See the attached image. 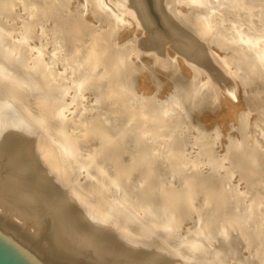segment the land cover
<instances>
[{
  "label": "rangeland",
  "instance_id": "374dc122",
  "mask_svg": "<svg viewBox=\"0 0 264 264\" xmlns=\"http://www.w3.org/2000/svg\"><path fill=\"white\" fill-rule=\"evenodd\" d=\"M140 1L136 2L138 5L140 2L143 11L133 0H98L99 6L95 0H0V13L7 12L6 16L0 15V25H2L0 33H3V37L0 34V65L6 77L3 79L0 75V105L4 106L7 101L11 102L10 115L8 114L11 119L5 127L11 128L13 123L19 120L25 122L14 124L11 133L14 134V138L18 137L21 143L26 145L24 147L26 157L27 155L29 157H27L28 161L30 159L37 161L39 166L46 168V171L50 169L51 171L48 172L52 174L51 177L60 176L57 179L62 182L61 186L81 197L98 215L99 213L108 215L110 222L117 225L111 228L113 232L123 227L128 234L137 236L148 246L167 250L168 256L176 257L179 264H264V44L259 50L256 49L257 47L252 49L257 43L260 44V41L264 43V0H163L164 4L161 5L157 4V0ZM261 1L262 5H258ZM26 6L36 13L40 9L42 15L37 18L38 20L33 21ZM162 7L165 8L162 10ZM50 9L53 10L50 11L52 14L49 12ZM97 11L101 12L100 17L97 16ZM164 12L169 15L177 28L180 27L185 33L188 32L195 43L202 47L207 55L210 69L203 67L200 69L192 58L187 55L182 56L177 48L178 38L169 32L171 30H168L164 22ZM62 15L70 17L61 20ZM147 17L149 19L144 21L147 25H144L141 19L145 20ZM56 21L58 24L61 22L66 28L63 33L59 30L56 33L51 31L57 29ZM86 21H89V24ZM71 25H74L72 26L74 29ZM156 25L158 28H155ZM157 35L161 40L169 41H161ZM74 37H78V42ZM156 41L158 42L152 43ZM90 42L92 43L89 44ZM71 46H77L75 47L77 53ZM254 51L257 54L260 51L261 56L259 55L258 58ZM99 55L106 56L108 63L104 58L99 60ZM115 57L119 60H115ZM224 57L231 59L227 60ZM104 61L107 67L103 65ZM110 65L111 68L116 67L117 80L102 77ZM166 68L168 74L170 72L169 75L167 71L165 72ZM99 72V75L102 74L98 75L100 78L97 76ZM222 75H226L224 79ZM148 80L152 81L149 83ZM225 81L232 84L234 96L231 99L242 104L241 107L246 105L245 109L248 106L252 108L248 118L254 117L257 111L258 122L261 123L262 120V124L258 123V127L255 124H252L255 128L247 125L246 130L243 131L247 134L243 135L244 137L241 136L243 132L231 128L232 120L226 117L227 114L223 111L219 98L213 96L215 91L217 95L219 94L218 97L224 92L219 88ZM118 88L124 90L122 92L125 96L120 98L122 103L120 100L118 101L120 103H116L114 97L106 98V95H109L108 89L118 90ZM142 88L145 91H142ZM143 92L145 95H140ZM97 98H100L99 101ZM170 99L172 101H169ZM176 101L186 104L175 107L173 105ZM139 102L142 103L141 106ZM144 102L146 104H143ZM188 103L192 105L196 103L194 106L197 107L191 108ZM144 105H148L149 109L153 106L152 109L158 111L156 113L159 118L163 116L160 113H164L165 108L169 106L174 107L175 111L170 112L167 122L163 123L160 131L157 123L152 124L153 118L145 115L141 110L145 108ZM201 106L203 110L199 109ZM92 108L94 112L96 109L98 114L94 113ZM194 115L196 117L200 115L201 118H196ZM124 116H127L129 122ZM211 116L215 117V121L219 119L218 122H215ZM203 118L208 123H204ZM142 121L144 124L141 123ZM221 126L227 128L229 134L223 138L222 143H218L219 140L215 139L216 131ZM203 127L208 130L207 135ZM212 128H215V132ZM257 132L260 133L262 140ZM233 134L238 136L235 137ZM249 135L250 137H247ZM133 140L134 142L137 140L136 143L139 145L132 143ZM200 142L205 143L200 144ZM140 143L143 145L140 146ZM134 146H138V149ZM160 147L166 152L176 151V157L160 156L157 151ZM14 148L15 145L8 147L7 151L14 152ZM201 148L207 151L203 149L201 152ZM208 148L211 151L209 153ZM135 149L139 151L136 152ZM27 150L32 152L29 151V154ZM203 152H207V155ZM212 156L214 161L209 159H213ZM113 157L117 158V161ZM219 158L223 160L219 161ZM251 159L257 161L258 166L252 165L246 171L245 168L254 163ZM224 160L225 162H222ZM115 161H119V164ZM215 161L221 162V165L223 163V166L216 167L213 165ZM231 161L237 168L234 165L229 166L233 164ZM224 164L228 166L225 167ZM228 167L229 170L226 169ZM174 171L178 176L173 174ZM97 179L99 181H96ZM118 226L120 228L117 229Z\"/></svg>",
  "mask_w": 264,
  "mask_h": 264
},
{
  "label": "bare ground",
  "instance_id": "6f19581e",
  "mask_svg": "<svg viewBox=\"0 0 264 264\" xmlns=\"http://www.w3.org/2000/svg\"><path fill=\"white\" fill-rule=\"evenodd\" d=\"M37 1V0H36ZM45 1V0H43ZM137 5L138 2H136L137 0H133ZM140 1V0H139ZM143 1V0H142ZM201 1V0H200ZM58 2V1H57ZM141 2V1H140ZM139 5L137 7H139V9L141 11H143V9L141 8L142 5ZM195 2V1H194ZM199 2V1H198ZM206 2V1H205ZM203 2V3H205ZM246 2V1H245ZM19 3V2H18ZM17 3V4H18ZM26 3V2H24ZM23 3V4H24ZM33 3V2H32ZM46 3V2H45ZM95 3L99 6L98 4V0H95ZM191 3V2H190ZM248 3V2H246ZM256 3V2H255ZM260 3H263L262 1L258 3V5H262ZM14 4V3H13ZM11 4L14 8V5ZM16 4V5H17ZM28 4V3H27ZM36 4V3H35ZM91 4V3H90ZM156 4V2H155ZM154 4V5H155ZM157 4L161 5L164 4L163 0H157ZM167 4V3H166ZM1 5V4H0ZM10 5V6H11ZM19 5V4H18ZM34 5V4H32ZM61 5V4H60ZM134 5V4H133ZM210 5V4H209ZM254 5V4H253ZM256 5V4H255ZM23 6V5H22ZM29 6V5H28ZM28 6H26L25 8H27ZM31 6V5H30ZM41 6V4L39 5ZM130 6V5H129ZM9 7V6H8ZM18 7V6H17ZM35 7V5H34ZM38 7V6H37ZM93 7V6H92ZM136 7V5H135ZM155 7V6H154ZM175 7V6H174ZM2 8V7H1ZM24 8V9H25ZM39 8V7H38ZM37 8V9H38ZM133 8V7H132ZM157 8L158 5H157ZM165 7H162V10ZM16 8H14L15 10ZM127 9V8H126ZM130 9V8H129ZM155 9V8H154ZM213 10V8H211ZM131 10V9H130ZM161 10V9H160ZM165 10V9H164ZM176 10V9H175ZM204 10V9H203ZM16 11V10H15ZM27 11V10H26ZM28 11L29 13L32 15V19L35 22V19H39V16L42 15V13L39 12L36 13L35 10L31 11V9L29 10L28 7ZM47 11V10H46ZM53 10L50 9L49 12ZM52 12H50V14H52ZM60 12V11H59ZM99 12V13H98ZM138 12V11H137ZM167 12V11H166ZM192 12V11H191ZM200 12V11H199ZM7 13V12H5ZM5 13H0V15H4ZM56 13V12H55ZM96 13V12H95ZM100 11H97V16L100 17ZM139 13V12H138ZM162 13V12H161ZM165 13V12H164ZM164 15V22L168 28V30L170 33L172 32V34L178 38V43H177V48L178 50L182 53V56L187 55V57L189 56L190 58H192L193 61L196 62V64L200 67L206 68L207 70L211 68L209 62L207 61V55L205 54L204 50H202V47H200L198 44L195 43V41L187 34L185 33L183 30H181V28L179 27V24L177 28V25L175 26V24L172 23L169 15L167 13H165ZM197 13V12H196ZM218 13V12H217ZM13 14V13H12ZM15 14V13H14ZM13 14V15H14ZM20 13H18L19 15ZM22 14V13H21ZM66 14V13H65ZM7 14H5L4 16H6ZM12 15V16H13ZM54 15V14H53ZM96 15V14H94ZM143 15V14H142ZM159 15V14H158ZM192 15V14H191ZM194 15V14H193ZM20 16V15H19ZM44 16V14H43ZM48 16V15H47ZM69 16V15H67ZM66 15H62L61 16V20L64 19L65 17H67ZM141 16V14H140ZM153 16V15H152ZM215 16V15H214ZM221 16V15H220ZM2 17V16H1ZM8 17V16H7ZM17 17V16H16ZM21 17V16H20ZM24 17V16H23ZM51 17V16H49ZM70 17V16H69ZM143 17V16H142ZM146 17V16H145ZM144 17V18H145ZM163 17V16H162ZM6 18V17H5ZM54 18V17H53ZM225 18V17H224ZM37 19V20H38ZM100 19V18H99ZM147 19H149L148 17L144 20L143 18L141 20H143L142 23H144V21H147ZM155 19V18H154ZM163 19V18H162ZM217 19L219 20V17H217ZM31 20V19H29ZM41 20L43 21V19L41 18ZM56 20V18H55ZM54 20V21H55ZM72 20V19H71ZM101 20V19H100ZM121 20V19H120ZM174 20V19H172ZM206 20V18H205ZM208 20V19H207ZM255 20V19H254ZM1 21V20H0ZM49 21H52L49 19ZM60 21V20H59ZM75 21V20H74ZM119 21V20H118ZM138 21V20H137ZM151 21V20H150ZM156 21V20H155ZM163 21V20H162ZM175 21V20H174ZM190 21V20H189ZM197 21V20H196ZM3 22V21H2ZM30 22V21H29ZM32 22V21H31ZM30 22V23H31ZM41 22V21H38ZM53 22V21H52ZM57 22V21H56ZM67 22V21H66ZM73 22V21H72ZM76 22V21H75ZM87 23L89 21H86ZM185 22V21H184ZM193 22V21H192ZM206 22V21H205ZM225 22V21H224ZM55 23V22H54ZM64 23V21H63ZM68 23V22H67ZM65 23V24H67ZM140 23V22H138ZM138 23H136L138 25ZM148 23V22H147ZM161 23V22H160ZM190 23V22H189ZM195 23V22H194ZM4 24V23H3ZM38 23H36L37 26ZM50 25V23H47ZM58 24V22H57ZM56 24V26H57ZM69 24V23H68ZM67 24V25H68ZM74 24V22H73ZM89 24V23H88ZM91 24V22H90ZM122 24V23H121ZM155 24V23H154ZM177 24V23H176ZM197 24V23H196ZM54 25V24H53ZM51 25V26H53ZM78 25V23L76 24ZM85 25V24H84ZM92 25V24H91ZM123 25V24H122ZM142 25V24H141ZM144 25H147L144 23ZM162 25V24H161ZM191 25V23H190ZM194 25V24H193ZM200 25V24H199ZM2 27V25H0ZM34 26V25H33ZM41 26V25H40ZM55 26V25H54ZM69 26V25H68ZM74 27V25H71V27ZM93 26V25H92ZM120 26V23H119ZM150 25H148L149 27ZM183 26V25H181ZM195 26V25H194ZM206 26V24H205ZM44 27V26H43ZM70 27V26H69ZM72 27V29H74ZM100 27V26H98ZM97 27V28H98ZM113 27V26H112ZM138 27V26H137ZM158 28V26L156 25L155 28ZM198 27V26H197ZM35 28V27H32ZM31 28V29H32ZM47 28V27H46ZM51 28V27H49ZM111 28V27H110ZM141 28V27H140ZM151 28V27H150ZM200 28V27H199ZM214 28V27H213ZM232 28V27H231ZM1 29V28H0ZM23 29V28H22ZM27 29V28H26ZM56 29V28H55ZM51 29V31H54L55 33L57 32V30H59V32H62L64 29L62 23L60 22L57 26L56 30ZM93 29V27H92ZM114 29V28H113ZM117 29V28H116ZM139 29V28H138ZM145 29V28H144ZM154 29V28H153ZM198 29V28H197ZM209 29H211L209 27ZM208 29V30H209ZM7 30V29H6ZM6 30H3L4 32ZM25 30V29H24ZM28 30V29H27ZM42 30V29H41ZM137 30V29H136ZM163 30V29H162ZM207 30V29H206ZM30 31V29H29ZM39 31V30H38ZM50 31V29L48 30ZM67 31V30H66ZM109 31V30H108ZM118 31V30H116ZM140 31V30H139ZM137 31V32H139ZM149 31V29H148ZM158 31V29H157ZM202 31V30H201ZM1 32V31H0ZM18 32V31H17ZM28 32V31H27ZM31 32V31H30ZM58 32V34H59ZM111 32V31H110ZM109 32V33H110ZM153 32V31H152ZM151 32V33H152ZM155 32V30H154ZM207 32V31H206ZM209 32V31H208ZM259 32V31H257ZM51 33V32H49ZM55 33H51L54 36L56 35ZM63 33V32H62ZM67 33V32H66ZM157 33V32H156ZM198 33V32H197ZM200 33V32H199ZM1 34V33H0ZM3 34V33H2ZM1 34V35H2ZM7 34V33H5ZM35 34V33H34ZM153 34V33H152ZM161 34V33H160ZM167 34V33H166ZM202 34V33H201ZM252 34V33H251ZM0 35V36H1ZM31 35V34H30ZM50 35V34H49ZM60 35V34H59ZM118 35V34H117ZM151 35V34H150ZM149 35V36H150ZM159 35V34H158ZM157 35V37H158ZM261 35V34H260ZM74 36V35H72ZM72 36L70 37L72 39ZM103 36V35H102ZM105 36V35H104ZM113 36V35H112ZM110 36V37H112ZM164 36V35H163ZM248 36V35H247ZM254 36V35H253ZM3 37V35H2ZM1 37V38H2ZM27 37V36H26ZM25 37V38H26ZM59 37V36H58ZM57 37V38H58ZM69 37V36H68ZM115 37V36H114ZM113 37V39H114ZM207 37V36H206ZM249 37V36H248ZM252 37V36H251ZM255 37V36H254ZM13 38V37H12ZM64 38V37H63ZM75 38V37H74ZM73 38V39H74ZM106 38V37H105ZM150 39V37H148ZM147 38V39H148ZM159 39L161 37H158ZM258 38V37H257ZM16 39V38H15ZM28 39V38H27ZM51 39V38H50ZM65 39V38H64ZM78 37L75 38V40L77 41ZM99 39V38H98ZM103 39V37L101 38ZM112 39V40H113ZM154 39V38H153ZM2 40V39H1ZM156 40V39H154ZM153 40V41H154ZM161 40V39H160ZM250 40V39H249ZM257 40V39H256ZM261 40V39H260ZM258 40V41H260ZM15 41V40H14ZM34 41V40H33ZM55 41V40H53ZM68 41V40H67ZM85 41V40H84ZM96 41V40H95ZM100 41V40H99ZM98 41V42H99ZM150 41V40H149ZM148 41V43H149ZM152 41V40H151ZM164 41V40H161ZM169 41V40H167ZM166 39L164 42H167ZM253 41V40H252ZM41 42V41H40ZM51 42V41H50ZM73 42V41H72ZM78 42V41H77ZM113 42V41H112ZM156 42H152V43H157ZM171 42V41H170ZM234 42V41H233ZM256 42V41H255ZM254 42V43H255ZM55 43V42H54ZM92 42H90L89 44H91ZM101 43V42H99ZM249 43V42H248ZM25 44V43H24ZM74 44V43H72ZM94 44V43H93ZM104 44V43H103ZM110 44V43H109ZM108 44V45H109ZM263 41H260V44L257 43L256 46H254L252 49H255V47H257L256 49L259 50L260 48H262L263 45ZM75 45H77L75 43ZM97 45V44H96ZM105 45V44H104ZM174 45V44H173ZM204 45V44H203ZM206 45V44H205ZM250 45V44H249ZM20 46V45H19ZM103 46V45H101ZM114 46V45H112ZM164 46V45H163ZM176 46V44H175ZM243 46V45H242ZM43 46H41L42 48ZM73 47L74 51H75V47L77 48V46H71ZM100 47V44H99ZM161 47V46H160ZM173 47V46H172ZM239 47V46H238ZM79 48V47H78ZM101 48V47H100ZM104 48V46H103ZM102 48V51H103ZM141 48V47H140ZM148 48V47H147ZM145 48V49H147ZM155 48V47H154ZM230 48V47H229ZM234 48V47H233ZM250 48V47H249ZM82 49V48H81ZM99 49V48H98ZM105 49H109V48H105ZM160 49V48H159ZM164 49V48H163ZM236 49V46H235ZM238 49V48H237ZM241 49V48H240ZM21 50V49H20ZM84 53H85V49ZM82 50V51H83ZM176 50V49H175ZM26 51V50H25ZM101 51V50H100ZM98 51V52H100ZM101 51V52H102ZM108 51V50H107ZM111 51V50H109ZM253 51V50H252ZM22 52V51H21ZM76 52V51H75ZM79 52V51H78ZM100 52V54H101ZM106 52V51H105ZM103 52V53H105ZM243 52V51H242ZM251 52V50H250ZM6 53V52H5ZM77 53V52H76ZM83 53V54H84ZM109 53V52H108ZM159 53V52H158ZM178 53V52H177ZM255 53V51H254ZM259 54H257V52L255 53V55L258 57L261 53L260 51L258 52ZM79 54V53H78ZM89 54V53H88ZM248 54V53H247ZM82 55V53H81ZM106 55L108 56V54L106 53ZM155 55V54H154ZM249 56H251L250 54H248ZM253 55V53H252ZM7 56V55H6ZM22 56V55H21ZM78 56V55H77ZM95 56V55H94ZM100 56V55H99ZM151 56V55H150ZM261 56V55H260ZM259 56V57H260ZM53 57V56H52ZM63 57V56H62ZM106 57V56H105ZM104 57V55H101L99 58V60L101 58H104V60H106ZM111 57V55H110ZM186 57V59H188ZM221 57V56H220ZM256 57V58H257ZM258 57V58H259ZM81 58V57H80ZM87 58V57H86ZM112 58V57H111ZM114 58V57H113ZM181 58V57H180ZM184 58V57H183ZM225 58V57H224ZM223 58V59H224ZM230 58V57H229ZM228 58V59H229ZM262 58V57H261ZM17 59V58H16ZM19 59V58H18ZM82 59V58H81ZM84 59V57H83ZM118 58L115 57V60H117ZM227 59V58H225ZM227 59V60H228ZM231 59V58H230ZM111 60V59H110ZM119 60V59H118ZM122 60V59H121ZM184 60V59H183ZM191 60V59H190ZM212 60V59H211ZM260 60V59H259ZM22 61V60H21ZM51 61V60H50ZM97 61V60H96ZM103 62V60H101ZM107 61V60H106ZM114 61V60H113ZM232 61V60H230ZM92 62V61H91ZM112 62V60H111ZM117 62V61H116ZM120 62V61H118ZM125 62V61H124ZM264 62V59H263ZM3 63V62H2ZM89 63V62H88ZM106 62L104 61L103 65ZM108 63V61H107ZM121 63V62H120ZM119 63V64H120ZM102 63H100L101 65ZM113 64V62H112ZM177 64V63H176ZM182 64V63H181ZM3 65V64H2ZM7 65V64H4ZM19 65V64H18ZM28 65V64H27ZM99 65V66H100ZM106 65V64H105ZM116 67L119 69V66L117 64H115ZM157 65V64H156ZM185 65V64H184ZM191 65H193L191 63ZM60 66V65H59ZM102 66V65H101ZM108 65H106L107 67ZM105 67V68H106ZM115 67V68H116ZM192 67V66H191ZM223 67V66H222ZM28 68V67H27ZM30 68V67H29ZM72 68V67H71ZM109 68V67H108ZM115 68H110L107 70L106 68V72H104L103 76H106V79H114L116 78L115 75L117 73H115L116 69ZM122 68V67H121ZM159 68V67H158ZM231 68V67H230ZM6 69V68H5ZM34 69V68H33ZM101 69V68H100ZM154 69V68H153ZM167 70H165V72L167 71V75L168 74V68H166ZM185 69V68H183ZM201 69V68H200ZM98 70V69H97ZM102 70V69H101ZM100 70V71H101ZM104 70V69H103ZM102 70V71H103ZM156 70V68L154 69ZM171 70V69H170ZM187 70V68L185 69ZM193 70V69H192ZM206 70V71H207ZM230 70V69H229ZM232 70V69H231ZM27 71V70H26ZM118 71V70H117ZM120 71V70H119ZM137 71V69H136ZM161 71V70H160ZM173 71V70H172ZM181 71H184L181 69ZM205 71V72H206ZM226 71V70H225ZM34 72V71H33ZM97 72V71H96ZM164 72V71H163ZM193 72V71H192ZM195 72V71H194ZM27 73V72H25ZM80 73V72H79ZM103 73V72H101ZM146 73V72H145ZM154 73H156L154 71ZM159 73V72H158ZM172 73V72H171ZM175 73V72H174ZM177 73V72H176ZM217 73V71H216ZM219 73H221L219 71ZM230 73V72H229ZM4 73L2 72V67L0 65V75L4 78H6L4 75ZM34 74V73H33ZM100 74V72L97 74V76ZM141 74V73H140ZM143 74V73H142ZM147 74V73H146ZM152 74V73H151ZM183 75V73H181ZM188 74V73H187ZM213 74V73H212ZM102 75V74H101ZM99 75V76H101ZM120 75V72L119 74ZM117 75V77H118ZM156 75V74H154ZM158 75V74H157ZM162 75V74H161ZM177 75V74H176ZM175 75V76H176ZM207 75V74H206ZM217 75H219L217 73ZM221 75V74H220ZM98 76V77H99ZM160 76V74L158 75ZM173 76V75H172ZM174 76V78H175ZM180 76V75H178ZM185 76V75H184ZM214 76V75H213ZM223 79L224 76L226 75H222ZM220 76V78L222 77ZM229 76V75H228ZM37 77V76H36ZM123 77V76H122ZM130 77V76H129ZM144 77V76H143ZM141 77V78H143ZM148 77V76H147ZM154 77V76H153ZM170 77V76H169ZM208 77V76H207ZM30 78V76H29ZM91 78V77H90ZM100 78V77H99ZM128 78V77H127ZM145 78V77H144ZM150 78V76H149ZM161 78V77H160ZM166 78V77H164ZM180 78V77H179ZM183 78V77H182ZM214 78V77H213ZM217 78V77H216ZM214 78V79H216ZM88 79V78H87ZM125 79V78H123ZM172 79V78H171ZM30 80H32V78H30ZM101 80V79H100ZM99 80V81H100ZM117 80V78L115 79ZM143 80V79H142ZM147 80V79H146ZM211 80V79H209ZM219 80V79H218ZM226 80V78H225ZM103 81V79H102ZM107 81V80H106ZM119 81V80H118ZM125 81V80H123ZM129 82H131L130 80H128ZM144 81V80H143ZM149 81V80H148ZM152 81V80H151ZM149 81V83L151 82ZM161 81V80H159ZM163 81V79H162ZM175 81V80H174ZM227 81V80H226ZM223 82L220 85V88L222 91V93H220V96L218 97L217 92L215 91L213 93L214 98H219L222 106H223V111L226 112L227 116L229 117L230 120H232V126L231 128H234V131L237 132H243L246 130L245 127H247V125H252L255 124L258 127V123L262 124V120L261 123L258 122V117H257V111H256V115H254V117H249L248 115L251 114L252 108L248 106L247 109H245L244 107H241L242 104H239L238 102H235L234 100L231 99L232 96H234V90L232 89V84H230L229 82ZM114 82V81H113ZM112 82V83H113ZM117 81H115L114 83H116ZM170 82V81H169ZM172 82V80H171ZM199 82V81H198ZM220 82V80H219ZM91 83V82H90ZM104 83V81H103ZM113 83V84H114ZM120 83V82H119ZM162 83V82H161ZM210 83V82H209ZM111 84V85H113ZM131 84V83H130ZM143 84V83H142ZM158 84V82L156 83ZM115 85V84H114ZM117 85V84H116ZM146 84L144 83V86ZM163 85V84H162ZM29 86V85H28ZM110 86V85H109ZM128 86V85H126ZM130 86V85H129ZM143 86V85H142ZM118 87V86H117ZM115 87V88H117ZM111 88V87H110ZM121 88V87H119ZM114 90V89H108L109 90V95H106L109 97H114L116 100L115 102L117 103L121 96L124 95V93L122 91L124 90ZM126 88V87H125ZM198 89V88H197ZM142 91L144 90V88L141 89ZM181 90V89H180ZM205 90V89H204ZM217 90V88L215 89ZM145 91V90H144ZM166 91V90H165ZM170 91V90H169ZM175 91V90H174ZM173 91V92H174ZM195 91V90H194ZM199 91V90H197ZM202 91V90H201ZM164 92V91H163ZM171 92V91H170ZM200 92V91H199ZM203 92V91H202ZM144 93V92H143ZM141 94L142 96L145 95ZM148 93V92H146ZM151 93V92H150ZM165 93V92H164ZM167 93V92H166ZM98 94V93H97ZM149 94V93H148ZM152 94V93H151ZM157 94V93H156ZM168 94V93H167ZM166 94V95H167ZM102 95V94H101ZM130 95V94H128ZM170 95V93H169ZM173 95V94H172ZM125 96V95H124ZM189 96V95H188ZM212 96V95H211ZM10 98V96H8ZM105 97V96H104ZM108 97V98H109ZM130 97V96H129ZM164 97V96H163ZM169 97V96H168ZM171 97V96H170ZM199 97V96H198ZM95 98V97H94ZM113 98V99H114ZM182 98V97H181ZM193 98V97H192ZM207 98V97H205ZM264 98V97H263ZM1 99V98H0ZM6 99V97H5ZM13 99V98H12ZM96 99V98H95ZM98 99V98H97ZM100 99V98H99ZM98 99V101H99ZM128 99V98H127ZM133 99V98H132ZM168 99V98H166ZM173 99V98H172ZM180 99V97H179ZM202 99V98H201ZM204 99V98H203ZM202 99V100H203ZM210 99V98H209ZM104 100V98H103ZM176 100V97H175ZM174 100V101H175ZM183 102V99H180ZM185 100V99H184ZM201 100V101H202ZM205 100V99H204ZM6 101V100H5ZM102 101V100H100ZM126 101V100H125ZM157 101V100H156ZM169 101H172L171 99ZM167 101V102H169ZM193 101V100H192ZM195 101V99H194ZM193 101V102H194ZM198 101V102H201ZM212 101V100H211ZM263 101V99H262ZM120 102L122 103V101L120 100ZM118 102V103H120ZM129 102V100H128ZM133 102V101H131ZM186 102V101H185ZM192 102V103H193ZM204 102V101H203ZM206 102V101H205ZM214 102V100H213ZM218 102V101H217ZM99 103V102H98ZM140 103V102H139ZM138 103V104H139ZM161 103V102H159ZM191 103V102H190ZM209 103V102H208ZM212 103V102H211ZM4 104V103H1ZM142 103H140L141 106ZM143 104H146L145 102ZM149 104V103H148ZM174 104V103H173ZM186 104V103H183ZM180 103V101H176L175 104L173 106L175 107H179L181 105H183ZM189 104V103H188ZM187 104V105H188ZM196 104V103H195ZM194 104V105H195ZM198 104V103H197ZM210 104V103H209ZM215 104V103H214ZM220 104V103H219ZM218 104V105H219ZM13 105V104H12ZM170 105V104H168ZM191 105L190 107L192 108H196L194 105ZM188 105V106H189ZM217 105V104H215ZM1 106V105H0ZM10 106H11V102H6L4 104V106H1L3 108L0 109V237L6 241L13 249H15L22 257H24L30 264H179L177 258L175 256V258H171L172 256L169 255L168 256V252L167 250L163 249V248H154V247H150L148 246L145 241L140 240L139 238H137V236L128 234L126 232V229L118 226V228H120L117 232H113L111 230V228H113L115 225H113L110 220L108 215L106 214H101L99 213V215L97 214V212L93 209H91V207H89V204L87 202H85L81 197L77 196L76 194H74L72 191H70V189L68 188H64L63 186H61L62 182L59 181L57 178L60 176H56L55 173L54 175L56 176V178L51 177L52 174H49V170L46 171V168H42V166H39V164L37 163V161H28V155L26 157V148L23 145V143H21V141L17 138H14V134H12V127L13 125H18L20 123H25L23 121H18V122H14L13 125L10 127H5V124H7L9 122V120L11 119L8 114L10 115ZM143 106V105H142ZM148 106V105H147ZM147 106L144 105L145 108L141 109L145 115H148L150 117L153 118L152 120V124H158V130H160V127H162L163 123H166V119L168 118L170 112L172 110H174L172 106H169L167 108H165L164 113H160L163 114V116H161L160 118L157 116L158 112L157 110L154 111V109H152V107L147 108ZM157 106V105H156ZM204 106V105H203ZM149 107V106H148ZM164 107V106H161ZM186 107V105L184 106ZM183 107V108H184ZM216 107V106H215ZM199 108V107H198ZM205 108V106H204ZM217 108V107H216ZM260 108V107H259ZM12 109V108H11ZM94 108H92L93 111ZM138 109V108H137ZM164 109V108H161ZM181 109V108H180ZM187 109V108H186ZM200 110H203V107L201 106V108H199ZM193 110V109H192ZM138 111V110H137ZM175 111V110H174ZM195 111V110H194ZM198 111V110H197ZM207 111V109L205 110V112ZM221 110H219L220 112ZM94 112V111H93ZM101 112V111H100ZM199 112V111H198ZM201 112V111H200ZM92 113V112H91ZM96 114H98L97 110L95 109ZM104 113V112H103ZM126 113V111L124 112ZM129 113V111L127 112ZM177 113V111H176ZM202 113V112H201ZM212 113V112H211ZM218 113V112H217ZM93 114V113H92ZM95 114V115H96ZM102 114V113H101ZM206 114V113H205ZM223 114V113H222ZM27 115V113H26ZM94 115V114H93ZM125 115V114H124ZM159 115V114H158ZM189 115V114H188ZM204 114H201V116ZM216 115V114H215ZM190 117L192 115H189ZM195 116V115H194ZM193 116V118H194ZM201 116L199 115L198 117L201 118ZM217 116V115H216ZM225 116V115H224ZM223 116V117H224ZM125 117V116H124ZM127 117V116H126ZM125 117V118H126ZM129 117V116H128ZM196 117V116H195ZM196 117V118H198ZM204 117H206L204 115ZM213 117L214 121H215V117ZM24 118V117H23ZM22 118V119H23ZM105 118V117H104ZM123 118V116L121 117ZM134 118V117H133ZM177 118V117H176ZM183 118V117H182ZM219 118V117H218ZM18 119V118H17ZM127 119V118H126ZM136 119V118H135ZM171 119V118H170ZM195 119V118H194ZM224 119V118H223ZM261 119V118H260ZM26 120V119H24ZM34 120V119H33ZM125 120V119H124ZM211 121L212 118H210ZM219 120V119H217ZM215 122H218V121ZM17 121V120H16ZM127 121L129 122V120L127 119ZM136 121V120H135ZM155 121V122H154ZM182 121V120H181ZM180 121V122H181ZM196 121V120H195ZM203 121H205V119L203 118ZM209 121V118L208 120ZM229 121V120H228ZM36 122V120H35ZM121 122V120H120ZM123 122V121H122ZM126 122V121H124ZM133 122V121H132ZM137 122V121H136ZM134 123L135 126L138 123ZM169 122V121H168ZM38 123V122H37ZM142 124L143 121L141 122ZM176 123V122H175ZM174 123V124H175ZM183 123V122H182ZM204 123H208V122H204ZM210 123V122H209ZM231 123V121H230ZM9 124V123H8ZM113 124V123H111ZM126 124V123H125ZM131 124V123H130ZM129 124V125H130ZM185 124V122H184ZM193 124V123H192ZM199 124V123H198ZM178 125V124H176ZM204 125V124H203ZM212 125V124H210ZM8 126V125H7ZM21 126V125H20ZM128 126V125H126ZM180 126V125H178ZM207 126V125H206ZM214 126V125H213ZM212 126V127H213ZM223 126V124H222ZM218 128L216 131V140L219 142L218 143H222V141L224 140L223 138L229 134V132H227V128ZM253 126V125H252ZM262 126V125H261ZM24 127V126H23ZM40 127V125H39ZM120 127V126H118ZM139 127V126H138ZM195 127V126H194ZM19 128V127H18ZM90 128V127H89ZM104 128V127H103ZM129 128V126H128ZM137 128V127H136ZM141 128V127H140ZM164 128V127H163ZM216 128V127H215ZM214 128V129H215ZM253 128H255L253 126ZM262 128V127H261ZM23 129V128H21ZM100 130L102 129V127L99 128ZM212 128V131L214 130ZM248 129V128H247ZM251 129V128H250ZM28 130V129H27ZM91 130V129H90ZM138 130V129H137ZM144 130V129H143ZM142 130V131H143ZM153 130V129H152ZM156 130V129H155ZM154 130V131H155ZM198 130V129H197ZM203 130L204 129L203 127ZM233 130V129H232ZM258 130H260L258 128ZM15 131V130H13ZM18 131V130H17ZM38 131V130H37ZM84 131V130H83ZM99 131V130H98ZM145 131V130H144ZM157 131V130H156ZM161 131V130H160ZM176 131V130H175ZM199 131V130H198ZM207 131H205L206 135H207ZM229 131V130H228ZM234 131H231V133H233ZM249 132V130H247ZM246 131V132H247ZM28 132V131H27ZM102 132V130H101ZM133 132H135V130H133ZM137 132V131H136ZM149 132V131H148ZM159 132V131H158ZM203 132V131H202ZM211 132V129L210 131ZM209 132H208V136H209ZM215 132V130H214ZM29 133V132H28ZM147 133V132H146ZM171 133V132H170ZM227 133V134H226ZM245 133V132H243ZM241 136H245L247 135L246 133L243 134ZM250 133V132H249ZM259 133V132H257ZM263 133V132H262ZM24 134V133H23ZM87 134V133H86ZM101 134V133H100ZM106 134V133H105ZM104 134V135H105ZM139 134V133H137ZM149 134V133H148ZM169 134V133H168ZM251 134V133H250ZM22 135V134H21ZM79 135V134H78ZM174 135V134H173ZM212 135H214V133H212ZM232 135V134H231ZM235 136V134H233ZM258 135V134H257ZM80 136V135H79ZM138 136V135H137ZM144 136V135H142ZM157 136V135H156ZM166 136V135H164ZM236 136H238L236 134ZM235 136V137H236ZM243 136V137H244ZM260 133H259V135ZM73 137V136H72ZM103 137V136H102ZM134 137V136H133ZM140 137V136H138ZM152 137V136H151ZM154 137V136H153ZM212 137V136H211ZM215 137V135H214ZM247 137H250L247 136ZM21 138V137H20ZM90 138V137H89ZM113 138V137H112ZM137 138V137H136ZM148 138V136H147ZM155 138V137H154ZM226 138V137H225ZM257 138V137H256ZM114 139V138H113ZM134 139V138H133ZM151 139V138H150ZM148 139V140H150ZM153 139V138H152ZM163 139V138H162ZM236 139V138H235ZM241 139V138H240ZM245 139V138H244ZM65 140V139H64ZM154 140V139H153ZM156 140V138H155ZM166 140V139H165ZM200 140V139H199ZM215 140V141H216ZM238 140V139H237ZM243 140V139H242ZM249 140V139H248ZM247 140V141H248ZM262 140V137H261ZM67 141V140H66ZM137 141V140H136ZM136 141L134 142V140L132 141V143H136ZM151 141V140H150ZM149 141V142H150ZM205 140H202V142ZM214 141V140H213ZM68 142V141H67ZM120 142V141H119ZM139 142V141H138ZM146 142V140H145ZM159 142V141H158ZM167 142V141H166ZM197 142V141H196ZM199 142V141H198ZM200 142V144L202 143ZM226 142V141H225ZM251 143V141H249ZM108 143H110V141H108ZM143 143H144V138H143ZM148 143V142H147ZM168 143V142H167ZM205 143V142H204ZM202 143V144H204ZM207 143V142H206ZM213 143V142H212ZM264 143V141H263ZM25 144V143H24ZM34 145V142L32 143ZM30 144V145H32ZM137 145H139V143H136ZM142 146L143 144L140 143ZM198 144V143H197ZM208 144V143H207ZM233 144V143H232ZM244 144V143H243ZM15 145V150L14 152H9L7 151L8 147L14 146ZM37 145V144H36ZM68 145V144H67ZM154 145V144H153ZM167 145V144H166ZM249 145V143H248ZM74 146V145H73ZM100 146V145H99ZM110 146V145H109ZM164 146V145H162ZM161 146V147H162ZM168 146V145H167ZM203 146V145H202ZM210 146V145H209ZM222 146V145H221ZM252 146V145H250ZM264 146V145H263ZM34 147V146H33ZM31 147V148H33ZM69 147V146H68ZM136 147V146H134ZM138 147V146H137ZM136 147V148H137ZM144 147V146H143ZM141 147V148H143ZM157 150L159 151V155L163 156V155H169L171 157H176L177 152L176 151H169L166 152L165 150L161 149ZM201 147V145H200ZM205 147V146H204ZM208 147V145H207ZM236 147V146H235ZM30 148V150H31ZM35 148V147H34ZM70 148V147H69ZM112 148V147H111ZM141 148H139V150H141ZM163 148V147H162ZM179 148V147H178ZM177 148V149H178ZM199 148V146H198ZM206 148V147H205ZM203 148V149H205ZM210 148V147H209ZM208 148V150H209ZM122 149V148H121ZM138 149V148H137ZM172 149V148H170ZM202 149V148H201ZM203 149L201 150V152L203 151ZM249 149V148H248ZM29 150V151H30ZM76 150V149H75ZM116 150V149H115ZM118 150V149H117ZM127 150V148H126ZM136 150V149H135ZM139 150H136L139 151ZM179 150V149H178ZM27 150V152H29ZM142 151V150H141ZM204 151H207V149H205ZM250 151V150H249ZM32 152V151H30ZM29 152V154H30ZM133 152V151H132ZM211 152L210 150L208 151V153ZM233 152V151H232ZM245 152V150H244ZM114 153V152H113ZM204 153V152H203ZM28 154V153H27ZM135 154V153H134ZM204 154L207 155V152H205ZM212 154V153H211ZM210 154V155H211ZM242 154V153H241ZM251 155V154H250ZM158 156V155H157ZM156 156V157H157ZM33 157V156H32ZM40 157V156H39ZM133 157V156H132ZM166 158H168V156H164ZM213 157V156H212ZM242 157V156H241ZM38 158V157H36ZM46 158V157H45ZM134 158V157H133ZM205 158V157H204ZM203 158V159H204ZM41 158H39L40 160ZM114 160L117 161V158L113 157ZM171 159V158H170ZM174 159V158H173ZM171 159V160H173ZM210 160L214 161V157L213 159L209 158ZM225 159V158H224ZM240 159V158H239ZM33 160V159H32ZM35 160V158H34ZM140 160V159H139ZM208 160V159H207ZM217 160V157H216ZM221 160H223V158H221ZM219 158V161H221ZM237 160V159H235ZM252 160V159H251ZM262 160V159H261ZM115 163H118L116 162ZM219 161H215L213 165H215L216 167L221 165V162ZM254 161V160H252ZM41 162V160L39 161ZM113 162V161H112ZM208 162V161H207ZM206 162V163H207ZM222 162H225L222 161ZM242 162V161H241ZM260 162V161H259ZM43 163V162H42ZM46 163V162H45ZM44 163V166H45ZM137 163V162H136ZM190 163V161H189ZM227 163V161H226ZM231 163H233L231 161ZM257 161H254V163L250 164L249 166H247L245 169L246 171L250 168V166H256ZM119 164V163H118ZM169 164V163H168ZM173 164V163H172ZM261 164V163H260ZM149 165V164H148ZM188 165V164H187ZM212 165V166H213ZM225 167L226 164H224ZM234 165L231 164L229 166ZM238 165V164H237ZM131 166V165H129ZM128 166V167H129ZM133 166V165H132ZM198 166V165H197ZM211 166V165H210ZM223 166V163L222 165ZM235 166V165H234ZM258 166V165H257ZM205 167V166H204ZM236 167V166H235ZM239 167H241L239 165ZM132 168V167H131ZM177 168V167H175ZM223 168V167H222ZM237 168V167H236ZM243 168V167H242ZM239 168V169H242ZM261 168V167H260ZM129 169V168H128ZM206 169H208L206 167ZM224 169V168H223ZM229 170V167L226 168ZM244 169V168H243ZM257 169V168H256ZM134 170V169H133ZM178 170V169H177ZM259 170V169H258ZM51 171V170H50ZM128 171V170H127ZM244 171V170H243ZM116 172H120V170H116ZM132 172V171H131ZM229 172V171H228ZM59 173V172H58ZM134 173V172H133ZM132 174V173H131ZM174 175H177L176 172L174 171L173 173ZM181 174V173H180ZM179 174V175H180ZM216 174V172L214 173ZM221 174V173H220ZM60 175V174H59ZM134 175V174H132ZM173 175V177H174ZM219 175V174H217ZM216 175V176H217ZM228 175V174H227ZM178 176V175H177ZM214 176V175H213ZM146 177V176H145ZM176 177V176H175ZM207 177V176H206ZM224 177V176H223ZM250 177V176H249ZM252 177V176H251ZM255 177V176H254ZM257 177V176H256ZM99 178V177H98ZM103 178V176L101 177ZM147 178V177H146ZM199 178V177H198ZM203 178V177H202ZM217 178V177H216ZM219 178V177H218ZM228 178V177H226ZM204 179V178H203ZM223 179V178H222ZM245 179V178H244ZM256 180V178H253ZM101 180V179H100ZM202 180V179H201ZM247 180V179H245ZM251 180V179H250ZM96 181H99L98 179ZM205 181H202V183ZM251 183V182H249ZM255 183V182H252ZM260 183V182H259ZM258 184V183H257ZM98 185V184H97ZM254 185V184H253ZM259 185V184H258ZM108 186V185H107ZM95 187V186H93ZM106 187V186H105ZM156 188V187H155ZM160 188V187H159ZM257 188V187H255ZM151 195V192H150ZM183 195V194H182ZM189 195V194H188ZM213 195V194H212ZM71 196H75V198H70ZM197 197V196H196ZM198 199V198H197ZM196 199V200H197ZM179 200V199H178ZM122 201H124L122 199ZM193 206L190 207V209H192ZM209 209V208H208ZM248 210V209H247ZM250 213V212H249ZM208 215V214H207ZM177 216V215H176ZM208 219V218H207ZM174 220V219H173ZM210 221V220H209ZM177 222V221H176ZM216 223V222H215ZM227 224V223H226ZM117 226V225H116ZM115 226V227H116ZM228 226V225H227ZM230 226V225H229ZM128 227V226H127ZM126 227V228H127ZM131 227V226H129ZM232 227V226H231ZM133 229V228H132ZM115 230V229H114ZM128 230V229H127ZM130 230V229H129ZM134 231V230H132ZM131 232V231H129ZM225 232V231H224ZM134 233V232H131ZM223 233V232H222ZM221 234V233H220ZM137 235V233H136ZM209 235V234H208ZM231 235V234H229ZM133 236V237H132ZM206 236V235H205ZM223 236V235H222ZM234 237V236H233ZM224 239V237H223ZM226 239V237H225ZM232 239V238H231ZM230 240V239H229ZM228 240V241H229ZM230 243V242H229ZM233 245V244H231ZM264 253V252H263Z\"/></svg>",
  "mask_w": 264,
  "mask_h": 264
},
{
  "label": "water",
  "instance_id": "95a60500",
  "mask_svg": "<svg viewBox=\"0 0 264 264\" xmlns=\"http://www.w3.org/2000/svg\"><path fill=\"white\" fill-rule=\"evenodd\" d=\"M0 264H30L0 237Z\"/></svg>",
  "mask_w": 264,
  "mask_h": 264
}]
</instances>
